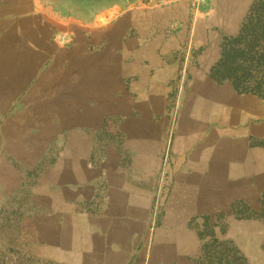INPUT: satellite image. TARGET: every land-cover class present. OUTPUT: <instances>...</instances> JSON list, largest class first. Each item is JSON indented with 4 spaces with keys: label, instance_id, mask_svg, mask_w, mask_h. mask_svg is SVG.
<instances>
[{
    "label": "rangeland",
    "instance_id": "rangeland-1",
    "mask_svg": "<svg viewBox=\"0 0 264 264\" xmlns=\"http://www.w3.org/2000/svg\"><path fill=\"white\" fill-rule=\"evenodd\" d=\"M253 46L264 0H0V264H264Z\"/></svg>",
    "mask_w": 264,
    "mask_h": 264
},
{
    "label": "trees",
    "instance_id": "trees-1",
    "mask_svg": "<svg viewBox=\"0 0 264 264\" xmlns=\"http://www.w3.org/2000/svg\"><path fill=\"white\" fill-rule=\"evenodd\" d=\"M247 59L245 61H243L241 66H243V64H246L245 69L247 70V72H249V75H253L256 74V72L260 71L262 69V65L264 63V47L262 46H253L250 47L246 52H244ZM264 65V64H263ZM261 68V69H260ZM246 82V81H245ZM248 82V81H247ZM243 84V83H242ZM246 84L245 86V90L248 89V84ZM250 88V87H249ZM260 89V87H256V92H258V90ZM249 91L246 92H254V94L256 93L253 89H248ZM253 90V91H251Z\"/></svg>",
    "mask_w": 264,
    "mask_h": 264
}]
</instances>
